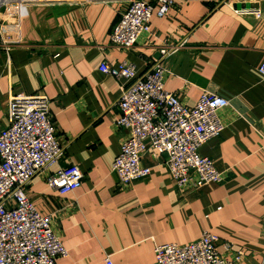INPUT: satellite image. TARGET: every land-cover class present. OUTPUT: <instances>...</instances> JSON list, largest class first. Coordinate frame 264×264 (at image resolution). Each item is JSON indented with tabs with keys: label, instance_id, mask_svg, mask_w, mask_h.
Returning <instances> with one entry per match:
<instances>
[{
	"label": "crops",
	"instance_id": "obj_1",
	"mask_svg": "<svg viewBox=\"0 0 264 264\" xmlns=\"http://www.w3.org/2000/svg\"><path fill=\"white\" fill-rule=\"evenodd\" d=\"M161 18L155 6L150 33L133 47L110 45V31L125 0L40 2L20 11L15 40L0 48V128L9 95L44 93L68 163L84 173L82 184L60 195L33 177L27 193L69 253L56 264H153L154 246L184 245L208 231L233 249L238 264H264V0H175ZM183 41L160 60L165 88L187 106L204 91L230 100L221 109L225 127L200 145V153L225 171V181L178 190L164 155L146 153L147 178L119 188L112 161L126 131L115 127L119 82L103 72L105 61L132 62L142 74L159 59V46ZM58 166H50L56 171Z\"/></svg>",
	"mask_w": 264,
	"mask_h": 264
},
{
	"label": "built area",
	"instance_id": "obj_2",
	"mask_svg": "<svg viewBox=\"0 0 264 264\" xmlns=\"http://www.w3.org/2000/svg\"><path fill=\"white\" fill-rule=\"evenodd\" d=\"M45 1L93 0H0L1 49L8 53L15 40L22 7ZM174 1L125 0L127 5L110 31V45L133 47L140 36L151 32L155 6L156 15L161 18L174 7ZM183 45V41L164 40L158 47L159 59L142 74L130 61H122L118 66L103 61L99 65L120 86L115 103L119 116L114 125L127 133L111 164L119 188L149 176L150 166L141 163L148 152L155 157L165 156L162 164L178 190L186 186L199 189L226 179L225 171L200 153V145L223 130L219 111L229 107L230 100L204 91L190 107L165 88L167 71L160 60ZM259 72L264 77V60ZM7 102V124L0 128V264H56L69 251L52 227V216L40 213L27 188L35 175L43 174L49 187L66 195L81 186L84 173L75 164L60 165L65 150L57 139L48 96L41 92L17 93L9 95ZM55 164L58 169L50 171ZM218 243V236L205 231L197 240L184 245L157 244L153 264H238L245 257L244 251L233 249L231 242L222 241L223 251L218 249ZM105 262L112 264L110 257Z\"/></svg>",
	"mask_w": 264,
	"mask_h": 264
}]
</instances>
